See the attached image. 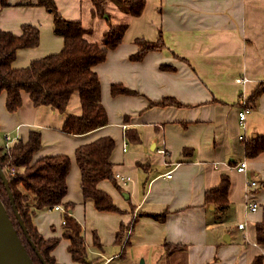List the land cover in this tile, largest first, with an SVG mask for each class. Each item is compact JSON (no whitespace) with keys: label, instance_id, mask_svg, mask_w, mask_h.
Segmentation results:
<instances>
[{"label":"crops","instance_id":"obj_1","mask_svg":"<svg viewBox=\"0 0 264 264\" xmlns=\"http://www.w3.org/2000/svg\"><path fill=\"white\" fill-rule=\"evenodd\" d=\"M8 1L10 5L0 9V29L19 33L22 23L39 27V44L18 49L14 67L60 50L62 38L53 32V16L47 9L36 5V0ZM54 2L64 18L82 24L85 16L98 25L95 34L93 27L82 25L92 42H100L107 24H115L111 22L120 20L118 14L124 12L119 22L128 26L121 42L94 66L108 122L86 133L66 134L61 131L66 113L34 105L24 92L22 105L10 112L3 90L0 146L6 141L4 135L10 136L12 144L35 129L41 134V146L33 159L69 155L63 199L74 203L72 214L82 225L90 258L113 256V261L122 264L119 260L125 259L128 248L146 250L143 257L147 258L158 251L164 254L166 244L172 250L165 253L168 260L162 264H251L255 255H261L264 264V244L255 237L264 203V152L254 157L244 153L246 139L264 134V91L242 121L238 115L241 106H247L246 97L264 80V0H145L137 17L125 11L124 0H100L107 14L102 17L92 14V0ZM160 32L162 48L131 59L138 50L135 37L155 40ZM238 77L246 81L238 82ZM112 83L137 93L111 95ZM164 96L182 105L148 106L150 100ZM66 112H80L77 93L71 95ZM129 126L137 128L140 142L125 138L124 129ZM102 135L115 141L110 155L115 183L106 179L99 186L123 212L98 211L91 200L82 198L74 151L80 143ZM241 160L246 162L244 171L235 168ZM222 174L230 179L229 206L218 213L213 204L204 202V191L217 185ZM247 180L256 181L257 186L246 185ZM252 201L257 203L253 211L247 207ZM162 211L166 216L161 221L138 215L133 229L124 233L123 241L129 245L121 252V246L114 243L120 223H127L136 212ZM61 216V210L41 208L33 222L44 237L60 236ZM94 234L103 249L93 245ZM68 243L60 239L53 250L55 258L80 264L71 259Z\"/></svg>","mask_w":264,"mask_h":264},{"label":"trees","instance_id":"obj_2","mask_svg":"<svg viewBox=\"0 0 264 264\" xmlns=\"http://www.w3.org/2000/svg\"><path fill=\"white\" fill-rule=\"evenodd\" d=\"M133 17L139 16L145 6V0H124ZM28 4V3H27ZM36 5L47 9L53 16V32L62 38V47L52 52L32 59L28 65L14 67L17 50L35 47L39 44V27L32 23H22L20 32L0 29V92L5 91V107L14 111L22 105V93H26L34 105H48L59 113H66L61 131L66 134H82L104 126L108 122L107 113L101 101L100 82L94 66L105 59L109 49L115 48L122 40L127 22L109 24L103 31L100 42H92L84 36V28L79 20L64 18L58 11L54 0H36ZM10 5L8 0H0V9ZM92 14L107 15L100 0H92ZM108 18V17H107ZM138 50L131 59L139 60L150 51L160 49L164 42L159 33L155 40L142 36L134 38ZM169 69L174 67L165 65ZM264 91V80L246 97L247 106L255 103L258 95ZM76 92L80 104V112L67 113L66 107L71 95ZM111 95L135 94L137 91L120 83L110 85ZM151 105H182L172 96H164L150 100ZM246 106V105H245ZM124 121L128 115H124ZM125 138L134 143L141 140L136 127L124 129ZM114 138L102 135L91 141L76 146L75 161L80 171V190L83 201L89 199L98 211L123 212L112 200L110 194L103 190L99 183L110 180L115 183L111 169L110 155L114 147ZM41 146V134L38 130H29L27 137L16 138L8 148L0 146V165L8 177V185L16 210L22 219L30 239L46 264H65L57 261L53 250L61 238L69 241L67 251L71 259L80 264H98V257L90 258L88 244L80 222L73 216L74 203L64 200L67 192L66 176L71 165L67 154L43 155L33 159V154ZM264 152V134L244 141L246 157H254ZM264 185V182H263ZM230 179L222 174L219 183L204 191V202L213 204L218 213H223L229 206L228 190ZM0 198L15 226L17 233L25 245L35 264H42L35 250L21 229L12 208L7 190L0 180ZM54 204L62 206L61 235L44 237L33 222L37 209L48 208ZM132 211L134 206H130ZM147 215L156 220H164L166 211L136 212L127 223H120L114 243L121 246L123 252L129 241H123L126 230L131 231L138 215ZM256 242L264 244V203L261 204V218L255 223ZM93 245L103 249L96 234L93 235ZM170 246L165 244V253H170ZM251 264H263L262 256L255 255Z\"/></svg>","mask_w":264,"mask_h":264},{"label":"water","instance_id":"obj_3","mask_svg":"<svg viewBox=\"0 0 264 264\" xmlns=\"http://www.w3.org/2000/svg\"><path fill=\"white\" fill-rule=\"evenodd\" d=\"M153 144L155 145V143H152V145L149 146L150 149H152ZM0 180L7 190L12 208L15 212L19 225L26 236V239L29 241L32 248L35 250L42 264H46L44 258L37 251L34 243L30 239L27 229L16 210L14 200L8 185V177L1 165H0ZM223 239L227 241L228 236L227 235L223 236ZM0 264H35L31 256L29 255L25 245L21 241L17 233V230L13 225L12 220L1 198H0ZM139 264H143L142 259L140 260Z\"/></svg>","mask_w":264,"mask_h":264},{"label":"rangeland","instance_id":"obj_4","mask_svg":"<svg viewBox=\"0 0 264 264\" xmlns=\"http://www.w3.org/2000/svg\"><path fill=\"white\" fill-rule=\"evenodd\" d=\"M123 6H124V8H125V11L127 12L128 11V8H127V6L126 5H124L123 4ZM119 16H120V20H116V22H111V23H117V22H119V21H123L122 19H124V18H122L123 17V15H124V12H123V10L122 11H120L119 12V14H118ZM94 20H97V19H94ZM82 25L84 26V27H93L94 29H93V32H94V34L96 33V30H97V28H98V25L97 24H95V23H92V21H91V19H89V18H87V17H85V16H83V18H82ZM108 26H109V24H107V28H108ZM106 28V29H107ZM161 31V30H160ZM161 33V32H160ZM161 35H162V33H161ZM85 37H88L89 39H92L91 37V35L90 34H85ZM89 41H91V40H89ZM74 93H76V92H74ZM61 154V153H60ZM65 154V153H64ZM125 241H127V240H125ZM124 241V242H125ZM111 247H113L114 249H116V245H113V246H111ZM234 249H235V245H233L232 246V250L234 251ZM263 250H264V245H263ZM159 252V251H158ZM154 253L153 255H152V257H148L147 256V258H144L143 256V254H146L147 253V251L146 250H143V252H141L140 250H134L133 251V249L131 248V249H129L128 248V254H126V256H125V259L124 260H119L122 264H127L128 262L127 261H129V262H131L132 261V264H139L140 263V260L143 258V261L145 260V262H146V264H156V263H153L152 261L153 260H158L157 262H158V264L160 263V264H162V261L163 262H166L167 260H168V256L165 254V252H164V254H163V252H161V254H160V252L159 253ZM156 255V256H155Z\"/></svg>","mask_w":264,"mask_h":264},{"label":"built area","instance_id":"obj_5","mask_svg":"<svg viewBox=\"0 0 264 264\" xmlns=\"http://www.w3.org/2000/svg\"><path fill=\"white\" fill-rule=\"evenodd\" d=\"M236 81H238V82H245L246 81V79L245 78H243V77H238V78H236ZM250 110V107L249 106H241V109H240V111H239V113H238V115H239V120L240 121H242L244 118H245V116H246V113L248 112ZM4 139L6 140L5 141V143H4V145H3V147L4 148H8L9 147V140H10V136H8V135H4ZM235 168L237 169V170H239V171H244L245 169H246V162H245V160H241V161H239L236 165H235ZM166 176L167 177H169L170 176V173L168 172L167 174H166ZM246 185H248V186H257V183H256V181H254V180H247L246 181ZM248 208H249V210H256L257 209V203H255L254 201H252V202H249L248 203V206H247ZM48 208H54V209H58V210H63V208H62V206L61 205H59V204H54L53 206H51V207H48ZM238 227H243V224L242 223H239L238 224ZM98 264H119L118 262H115V261H113V256H106V257H104L102 260H100V262L98 263Z\"/></svg>","mask_w":264,"mask_h":264}]
</instances>
